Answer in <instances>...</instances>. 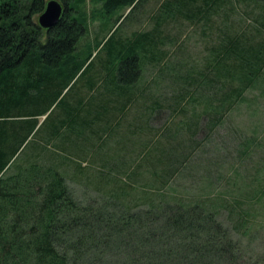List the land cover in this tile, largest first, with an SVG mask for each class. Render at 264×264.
<instances>
[{
	"label": "rangeland",
	"instance_id": "obj_1",
	"mask_svg": "<svg viewBox=\"0 0 264 264\" xmlns=\"http://www.w3.org/2000/svg\"><path fill=\"white\" fill-rule=\"evenodd\" d=\"M168 1L107 14L102 0H85L75 61L41 100L31 137L98 114L106 87L93 80L109 52L152 33L136 51L139 71L128 90L134 103L89 166L67 170V184L81 203L113 196L130 209L197 204L236 243L235 264H264V0L198 3L194 18L186 0ZM233 45L254 64L244 80L223 52Z\"/></svg>",
	"mask_w": 264,
	"mask_h": 264
},
{
	"label": "trees",
	"instance_id": "obj_2",
	"mask_svg": "<svg viewBox=\"0 0 264 264\" xmlns=\"http://www.w3.org/2000/svg\"><path fill=\"white\" fill-rule=\"evenodd\" d=\"M57 1L65 12L45 31L37 17L47 0H0V264H235L236 243L216 216L197 204L130 209L113 196L81 203L67 184V170L89 166L88 157L97 156L100 143L134 103L128 90L139 71L136 51L149 44L141 39L152 33L109 52L103 74L93 80L106 87L98 114L69 125L63 121L40 138L31 137L36 117L43 116L41 100L75 61L85 32V0ZM141 1L102 0V8L107 14L124 7L132 11ZM216 1L186 0L193 18L196 4L211 8ZM174 7L177 14L183 11L179 1ZM233 47L223 52L225 58L232 55V68L244 80L254 64L244 49ZM62 128L72 133L60 134ZM35 146L38 155H33Z\"/></svg>",
	"mask_w": 264,
	"mask_h": 264
},
{
	"label": "water",
	"instance_id": "obj_3",
	"mask_svg": "<svg viewBox=\"0 0 264 264\" xmlns=\"http://www.w3.org/2000/svg\"><path fill=\"white\" fill-rule=\"evenodd\" d=\"M65 12L64 6L57 0H48L43 12L37 17V25L45 31L54 28Z\"/></svg>",
	"mask_w": 264,
	"mask_h": 264
}]
</instances>
